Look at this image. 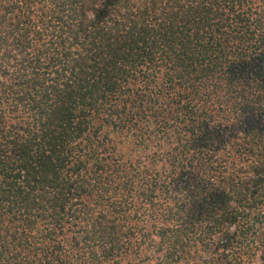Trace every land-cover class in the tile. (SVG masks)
<instances>
[{"label":"trees","instance_id":"obj_1","mask_svg":"<svg viewBox=\"0 0 264 264\" xmlns=\"http://www.w3.org/2000/svg\"><path fill=\"white\" fill-rule=\"evenodd\" d=\"M264 264V0H0V264Z\"/></svg>","mask_w":264,"mask_h":264},{"label":"rangeland","instance_id":"obj_2","mask_svg":"<svg viewBox=\"0 0 264 264\" xmlns=\"http://www.w3.org/2000/svg\"><path fill=\"white\" fill-rule=\"evenodd\" d=\"M251 264H260L259 259L256 258L255 260H253V262Z\"/></svg>","mask_w":264,"mask_h":264}]
</instances>
